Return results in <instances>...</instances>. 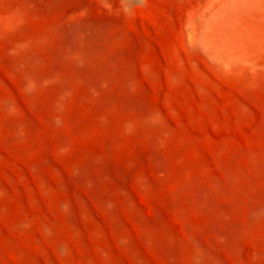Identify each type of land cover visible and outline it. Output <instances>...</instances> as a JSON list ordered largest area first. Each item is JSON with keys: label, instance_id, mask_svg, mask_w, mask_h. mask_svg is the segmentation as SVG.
I'll return each instance as SVG.
<instances>
[{"label": "rangeland", "instance_id": "obj_1", "mask_svg": "<svg viewBox=\"0 0 264 264\" xmlns=\"http://www.w3.org/2000/svg\"><path fill=\"white\" fill-rule=\"evenodd\" d=\"M0 264H264V0H0Z\"/></svg>", "mask_w": 264, "mask_h": 264}]
</instances>
